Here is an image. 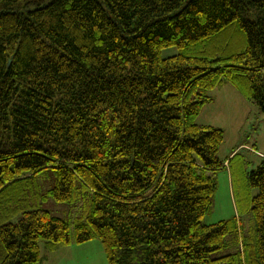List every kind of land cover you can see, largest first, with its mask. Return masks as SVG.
Returning <instances> with one entry per match:
<instances>
[{
    "label": "trees",
    "instance_id": "trees-1",
    "mask_svg": "<svg viewBox=\"0 0 264 264\" xmlns=\"http://www.w3.org/2000/svg\"><path fill=\"white\" fill-rule=\"evenodd\" d=\"M223 82L264 116V0H0V264L94 238L109 264H264V158L249 233L202 222Z\"/></svg>",
    "mask_w": 264,
    "mask_h": 264
},
{
    "label": "rangeland",
    "instance_id": "rangeland-1",
    "mask_svg": "<svg viewBox=\"0 0 264 264\" xmlns=\"http://www.w3.org/2000/svg\"><path fill=\"white\" fill-rule=\"evenodd\" d=\"M209 94L212 100L201 107L194 122L222 130L223 142L217 154L222 167L212 173L215 190L202 222L208 225L236 219L242 233L247 235L253 225L251 201L257 192L248 184L247 176L264 158V116L256 103L226 82L214 87ZM47 179L52 181L53 176ZM39 207L69 220L73 237L75 214L66 204L47 199L40 202ZM39 247V264H109L104 247L97 238L80 244L71 242L54 249L40 241ZM235 250V246L226 247L213 256Z\"/></svg>",
    "mask_w": 264,
    "mask_h": 264
}]
</instances>
